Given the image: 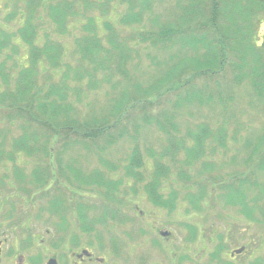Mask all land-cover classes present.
<instances>
[{
  "label": "trees",
  "instance_id": "trees-1",
  "mask_svg": "<svg viewBox=\"0 0 264 264\" xmlns=\"http://www.w3.org/2000/svg\"><path fill=\"white\" fill-rule=\"evenodd\" d=\"M25 1L28 11L21 16L18 28L0 23V75L5 70L2 84L7 85L0 101L4 98L13 101L11 106L17 115L7 118L12 122L16 117L21 122L20 135L7 137L10 148L5 155L9 170L5 178L12 185H19L17 194L22 197L19 203L12 202L13 209L19 206L20 210L28 209L36 202L37 185L23 158L36 153L39 140L34 126L55 128L60 125L61 116L77 112L81 120L65 121L61 127L80 135H73V142L83 136L86 141L109 137L117 130L118 139L112 144L132 140L126 173L144 177L150 160L155 162L157 178L164 174L171 176L174 168L178 185L183 183L184 187L177 186L176 191L174 188L172 197L184 194L188 211L200 212L202 225L210 224L211 214L219 220L231 221L227 204L241 208L248 220L256 221L260 216L264 225V127L261 131L255 130L253 144L248 141L243 151H235L237 157L227 162L231 168L237 164L235 170L224 173L222 169L229 167L223 158L229 151L220 150L228 147V139H241V135L230 137L228 120L218 127L220 133L214 132L211 121L187 125L182 132L180 121L165 127L161 123L165 114L148 112L156 100L173 91L177 99L173 114L168 115L171 122L182 116L184 108L212 107L216 105L214 102L223 100L224 103L226 97L236 101L235 92L223 88L216 91L210 84L226 77L235 79L237 85L247 83L253 99L264 101V41H258L254 28L264 24L260 18L264 14V0H221L220 5L210 10L209 17L207 0ZM44 4L45 9L41 8ZM118 6L124 7V11L114 19L112 13ZM167 9L166 18L158 17L157 10L163 13ZM43 15L44 20L39 19ZM221 19L228 23L226 29L220 25ZM146 20L155 29L149 28ZM64 37L71 38V44ZM155 51L168 57L166 63L176 59L178 62L172 70L177 71H168L157 84L144 87L140 80L141 68L148 57L156 58ZM45 67L53 71L44 72ZM88 89L93 90L94 96L88 108L100 101L101 95L114 103L100 115L88 109L83 111L78 104ZM97 89L100 90L96 98ZM35 109L40 113L35 114ZM138 109L143 116H139L134 124L135 133L131 134L125 117L132 112L138 114ZM206 115L210 120L211 113ZM146 126L155 127L164 136L159 149L143 146L140 135ZM80 127L82 131L78 132ZM55 136L51 146L57 142ZM217 154L222 156L216 159ZM94 174L87 175L89 180ZM224 184L229 186V191L222 196L220 185ZM155 186L146 185L155 198L153 202L172 205L173 202L166 204L163 196L154 191ZM213 197L222 198L226 206L216 212L209 210L208 203ZM257 201L262 204L263 214L258 213ZM52 206L56 207L55 203ZM106 217L100 219L103 221Z\"/></svg>",
  "mask_w": 264,
  "mask_h": 264
},
{
  "label": "rangeland",
  "instance_id": "rangeland-1",
  "mask_svg": "<svg viewBox=\"0 0 264 264\" xmlns=\"http://www.w3.org/2000/svg\"><path fill=\"white\" fill-rule=\"evenodd\" d=\"M76 3H78V0H75ZM172 2V0H170ZM177 0H174V3H176ZM157 2L154 3L156 5ZM221 0H207V6H206V13L209 17L210 10L213 8L214 5H220ZM161 4V3H160ZM0 6L1 12H0V23H5L9 27L18 28L21 24V16L24 14L25 11H28V3H26L25 0H0ZM42 6V5H41ZM43 9L46 8V4L41 7ZM124 7L118 6L113 11L114 19H117V17L123 13ZM221 11L224 12L223 9ZM169 10H165L163 13L160 10H157L158 17L160 18H166L167 13ZM98 15V14H97ZM7 17V18H6ZM12 19H8L11 18ZM116 17V18H115ZM43 18L39 16V19ZM260 18L262 19V23H264V14L260 15ZM2 23V24H3ZM146 23L149 28L154 27L152 22L150 20H146ZM4 25V24H3ZM44 25V24H43ZM220 25L226 29V25L228 23L221 19ZM257 32V39L259 42L264 41V24L257 28V25L254 26ZM64 40H68L69 44H71V38L64 37ZM69 47L72 49L71 45ZM264 49V44H263ZM71 51V50H70ZM154 54L156 55V58H147L145 66L141 68L143 73L140 74V80L144 87H149L154 84H157L159 79L162 78L168 71H172L173 73L176 71H173V65H175L178 61L175 59V62L166 63L168 57L165 56L161 51H155ZM194 55V53L192 54ZM69 59V56H68ZM231 59L233 60L234 57L231 56ZM179 60V59H178ZM27 64V61L25 62ZM2 66L0 65V68ZM53 71L51 67L47 68L45 67V71ZM3 74L0 75V94L4 95L7 85L5 86L2 84L3 78L5 75V70L2 71ZM43 72V73H44ZM184 70L182 73L184 74ZM57 74V73H56ZM181 79V78H180ZM178 78V81H180ZM217 81H212L211 86L216 91H222V88L227 90V92H235L236 93V101L230 100L228 97L225 98V101L223 103L222 101L214 102L216 103L215 106L208 107L204 106L195 109V108H184L182 110V116H178L174 121H169L168 115H172L174 112V100L177 99L176 94L173 92H169L167 95L163 96L161 99H158L154 102V104L148 109V112H151L154 115H164L163 120H161V123L165 125V127H168L169 124H178L179 121L181 123L182 132H185V127L187 125L194 126L197 123H202V121H211L213 125H215L214 132L219 131V126H221V123L223 121L228 120L229 123V135L230 137L234 136H240L241 139L234 140L233 137L228 139V147L227 148H221L220 151L228 150V155L223 158L225 164L227 167L226 169H222L224 173H230L235 170L237 167V164L231 168V166L227 165V162H231L232 157H237L235 151H243L244 146L248 144V141H251L249 144H253L255 142V139L252 137L255 130H260L264 127V101H255L253 97L251 96L250 87L247 83H242L240 85H237L235 83V79H227L226 78H220L216 79ZM98 90V89H97ZM100 90V89H99ZM99 90L95 93V96L97 98ZM101 90H108L107 88H102ZM100 101H95L93 107L88 108V105L91 101H93V90H87L86 93H84V98L81 102H79L78 106L81 109L92 111V113L96 115L103 114L108 107H110L114 101H111L109 97L106 98L105 95H101L99 97ZM13 101H9L7 99H3L0 101V131H4L3 137L7 134V137L15 136L17 133L20 135L19 129H20V119H16L14 117L12 122L10 119L8 120V115L16 116V109L12 107ZM220 104V105H219ZM23 105V103H22ZM187 107V106H185ZM217 111V112H216ZM40 111L38 109H35V114H39ZM206 113H211L210 120L208 119V115ZM139 116H143L142 110L138 109V114H135L134 112L130 113L128 117H125V123L127 125V128L131 134L135 133V122L139 120ZM68 117V118H65ZM219 118V121L217 122ZM82 117L77 112H71L69 115L65 114L61 116L60 125H58L55 128H41L38 127V125L34 126V129H36L39 143L35 147V155H32L30 157V160L28 163H36V166H31V170L33 172L37 173V181L39 184V187H43L48 183V177H55V180L52 181V188L50 190H47L45 195L41 194L39 195V205L46 201L51 197H58L60 195H68L71 192L69 191V188H73L75 185H78L79 187H82L87 194V191H91L92 194L96 193V187L93 186L92 182H90L89 178L87 176H80L81 172L80 169H84L86 171L85 175H89L90 173L95 172L94 176V182L95 180L100 182L103 186L102 194H104V198H102L103 202L107 203V205L110 206H104L103 204L98 205V199H96L94 196L86 195L83 196V199H86V204L94 205L96 207V212L93 213V215L101 213L102 216L111 217V220L106 221L104 223V237H111L116 239V241H124L125 238L128 237L129 234V227L127 224L119 225L118 227H113L112 222L118 223L121 221L120 216L122 214L119 212H115L112 207H115L114 204H117L119 208L125 212L124 218L130 217L132 215V207L134 206L133 202L136 203H145L146 205L153 206L149 200L152 202L154 201V197H151V192L147 190L144 192V188L140 187L139 189H136L133 193V190L129 185L127 184V181L125 178L127 177V173H125L126 165H127V158L128 154L131 150L132 146V140H122L119 141L117 144H112L118 139V133L116 131H112L110 133L109 137H103L101 139L94 138L93 140L84 139V136L81 138L76 139V141H72L73 135H77L78 133H74L69 131L68 129L61 128L63 125V122L68 120H81ZM13 123V124H12ZM81 127L79 128L78 132H81ZM155 127L146 126L142 129V135H140V138L142 139L143 146L146 147V145L149 147H154L156 150L160 148V143L163 142L164 136L159 133ZM53 135H56L57 142L51 146V141ZM79 135V134H78ZM80 136V135H79ZM236 136V137H237ZM238 138V137H237ZM247 146V145H246ZM8 147V146H7ZM10 148V147H8ZM50 148H55V152H51ZM248 148V147H247ZM103 151V153H100V151ZM247 150V149H245ZM95 151V152H94ZM94 154H97L98 157ZM222 155L217 154L216 159L221 157ZM238 156V160H239ZM118 169V170H117ZM121 171V174L118 172ZM221 170H218L217 173H220ZM28 172L30 174V170L28 169ZM263 172H264V166H263ZM81 182H84L87 185L80 184ZM234 184H238L237 181H232ZM91 184V185H89ZM177 182L174 178L171 180V185H176ZM223 184V182L221 183ZM219 186V185H218ZM169 187V193L174 191L172 187H170L169 183H158L153 188L155 192L162 194L163 189ZM183 183H180L178 185V188H183ZM176 188L175 191L178 189ZM220 192L222 193V196L226 194L229 191V186L226 184L220 185ZM147 189V188H146ZM243 189H247L246 184L243 186ZM169 193L162 194L164 197L166 204L167 201L173 202L172 205L181 206L183 205V201L177 200L173 197H170ZM135 194L136 196L132 195ZM131 195V196H130ZM130 196V197H129ZM184 194L180 195L179 198H183ZM221 196V197H222ZM122 197H125L122 198ZM126 197H129L126 198ZM37 198V196H36ZM80 198L75 196L74 201H71V205H73V211L69 210L65 207H63L61 204H59V207L61 208L62 214H55L56 216L52 219L51 223L48 224V227L51 226L52 228V235L55 237H64V235L70 231L69 227L65 230H58V224L59 223H66L68 226H72L75 229L79 230L83 227H86V218L83 214V220L81 218V211H77V201ZM149 199V200H148ZM257 204V210L259 214H263L261 210L260 202H256ZM131 204V206H130ZM210 208L212 212H216V210L219 207H225L226 204L222 203V198H215L213 197L209 203ZM130 206V207H129ZM171 206V205H170ZM191 208L195 209L191 203ZM229 209V214L233 220L236 222H232L229 220H225L223 224H217V225H233V226H241L240 224H243L241 221V218L245 217V221H247V215L246 213L241 211V208H238L237 205H231L227 204ZM207 208V205L206 207ZM9 209H11L9 207ZM32 207L28 208V210H31ZM38 209V208H37ZM183 208H178L177 210H181ZM119 210V209H116ZM98 211V212H97ZM196 211V210H193ZM241 212L242 215L239 213ZM90 214V209H89ZM64 215V216H63ZM118 215V216H117ZM92 220V219H91ZM32 223L36 226V230L38 231H45L46 226H41L38 222H34L32 220ZM28 227L31 226V223L26 224ZM191 225H195L194 223ZM91 226V225H90ZM88 226V228L90 227ZM242 232L236 228V238L237 242H239L238 245H240V242L243 240V238L249 233L252 234L255 231L252 229H248L247 231L244 230V225H242ZM246 233L245 236L242 234ZM197 234V233H196ZM13 240L12 235H9L8 241L11 242ZM236 240L233 241L232 245L234 246Z\"/></svg>",
  "mask_w": 264,
  "mask_h": 264
},
{
  "label": "flooded vegetation",
  "instance_id": "flooded-vegetation-1",
  "mask_svg": "<svg viewBox=\"0 0 264 264\" xmlns=\"http://www.w3.org/2000/svg\"><path fill=\"white\" fill-rule=\"evenodd\" d=\"M3 133L0 131V264H264L263 225H244L245 231H256L243 233L246 236L238 245L236 228L242 232V225H201L197 212L171 210L162 204L149 206L134 201L132 215L123 223L129 227L124 241L104 237L103 223L98 217L91 220L89 228L83 227L80 231L59 223L58 230L69 227L70 231L64 237H55L51 226L48 227L55 213L44 215L37 209L42 188L37 178L34 189L37 203L33 209H9V202L22 197L17 194L19 185L14 186L5 178L9 174L5 156L8 147L7 134L3 137ZM47 179L50 190L55 177ZM171 180L149 178L143 181L165 182L171 187ZM129 187L133 193L140 188L136 187L134 178L129 179ZM78 189L84 191L82 197H98L86 194L82 187L75 185L66 195L70 207H73L70 203L74 201L73 190ZM163 191L169 193V187ZM32 220L46 226V230H36ZM111 222L113 226L115 222ZM193 223L195 225H190ZM9 234L13 237L11 242Z\"/></svg>",
  "mask_w": 264,
  "mask_h": 264
}]
</instances>
